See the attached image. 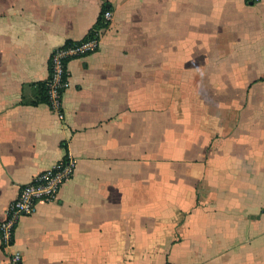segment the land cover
<instances>
[{
	"label": "crops",
	"instance_id": "0c3cea01",
	"mask_svg": "<svg viewBox=\"0 0 264 264\" xmlns=\"http://www.w3.org/2000/svg\"><path fill=\"white\" fill-rule=\"evenodd\" d=\"M105 5L61 119L50 57ZM68 158L0 264H264V0H0V222Z\"/></svg>",
	"mask_w": 264,
	"mask_h": 264
},
{
	"label": "built area",
	"instance_id": "2783aa9c",
	"mask_svg": "<svg viewBox=\"0 0 264 264\" xmlns=\"http://www.w3.org/2000/svg\"><path fill=\"white\" fill-rule=\"evenodd\" d=\"M262 0H246L255 5ZM103 27L88 33L87 38L70 46L56 49L50 57V74L47 79L48 105L64 119L63 96L69 86V62L72 59L87 56L99 50L102 38L113 20V12L107 9L102 15ZM93 37H90V36ZM75 161L64 159L53 168L40 173L30 182L20 187L19 195L10 205L4 220L0 222V244L3 250L15 247V234L22 217L35 214L38 203L55 201L63 186L74 176ZM7 264H22V255L18 251L8 253Z\"/></svg>",
	"mask_w": 264,
	"mask_h": 264
},
{
	"label": "trees",
	"instance_id": "16d2710c",
	"mask_svg": "<svg viewBox=\"0 0 264 264\" xmlns=\"http://www.w3.org/2000/svg\"><path fill=\"white\" fill-rule=\"evenodd\" d=\"M111 9V7H109V6H107V5H105L104 7H103V9H102V12H101V14H100V17H99V20L97 21V24L94 26L95 27V29H99V28H101V27H103L104 26V24L102 23L103 21H102V15H103V13L107 10V9ZM93 27V28H94ZM92 30V29H91ZM90 37H93L92 35L90 36ZM87 38V36L83 39V40H85ZM82 40V41H83ZM74 44V42H67L66 44H65V46H70V45H73ZM40 90H41V92H42V98H41V100L42 101H44V102H46V103H48V88H47V81H45L44 83H42V84H40Z\"/></svg>",
	"mask_w": 264,
	"mask_h": 264
}]
</instances>
